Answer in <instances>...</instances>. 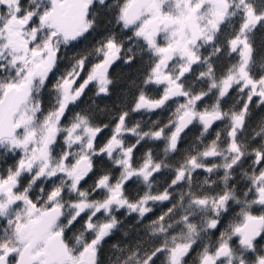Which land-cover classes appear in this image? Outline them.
Returning <instances> with one entry per match:
<instances>
[{
    "label": "snow or ice",
    "instance_id": "6c2138e0",
    "mask_svg": "<svg viewBox=\"0 0 264 264\" xmlns=\"http://www.w3.org/2000/svg\"><path fill=\"white\" fill-rule=\"evenodd\" d=\"M259 30L264 0H0V264H104L122 229L106 264H264Z\"/></svg>",
    "mask_w": 264,
    "mask_h": 264
},
{
    "label": "trees",
    "instance_id": "16d2710c",
    "mask_svg": "<svg viewBox=\"0 0 264 264\" xmlns=\"http://www.w3.org/2000/svg\"><path fill=\"white\" fill-rule=\"evenodd\" d=\"M130 34V33H129ZM264 39V30H259L256 32V48H257V59L260 58V55L261 53H264V47L261 46V40ZM147 61V57L144 58V62L146 63ZM141 66V62L138 61L137 65L133 66V69H129V68H126V67H123L122 64H117L111 71H112V75L113 77L117 78L119 81H122L125 85V87H127V85L133 80V79H136L137 80V83H139V79H137V77L139 76H142V73H139L137 71H135L134 69L136 68H139ZM191 79V78H190ZM147 92L149 95H152V96H156L158 95L157 92L155 91L154 88L150 87L147 89ZM90 94V93H89ZM117 97L114 95L111 100H106V101H100V106L103 107L105 103L111 105L112 101L113 100H116ZM122 101H126L128 99H130V97L128 96H124V97H121L120 98ZM253 110H254V116H253V119L252 121H250V125H253L255 123V121L260 117V116H264V108H257L255 104H253ZM160 114L157 113L156 116H152L151 119L155 120L157 119V117L159 116ZM165 117H166V114H165ZM138 119H141L140 116H136V115H133L132 116V119L129 121V124L133 123L135 120H138ZM144 119H148V117H144ZM106 122V121H105ZM217 128L220 127L219 124H217L216 126ZM216 129H213V132H215ZM252 131V127L249 128V132ZM197 132L196 129H192L189 133H188V139L190 140L192 138V136ZM109 133H104V136H107ZM103 139V137L101 138ZM185 145H181V147L183 148ZM163 147V144H160L159 145V148H162ZM140 153L137 152V155H139ZM8 163H12L11 160L8 161ZM2 167H7V165H3ZM204 175L205 173H203L202 170H198L197 174H195L194 176V180L199 182V181H202L204 179ZM220 175H222V173H220ZM215 178V177H213ZM168 180L170 182V179L171 177L170 176H165V175H161L159 177H157V180L161 182V190H162V187L165 186L164 185V181L165 180ZM88 182H92V179L90 178L88 180ZM175 192H179L180 189L177 188L174 190ZM176 199H178V196L176 197ZM175 202V201H174ZM167 207H171V204H168L167 202H165L164 206H157L154 208V211L152 214H150L147 219H145L144 221V224H147L149 223V221L153 220L156 218V216L160 215V213L162 211H166L167 210ZM120 219L122 221H124V227L127 228L129 227L130 225H132L135 221V217H133L132 219H127L125 216L121 215L120 216ZM78 227V226H77ZM142 227V226H141ZM223 227V226H221ZM178 231V230H177ZM123 234V229L121 230L120 234L117 235L113 240H110L108 242V244L105 245V253L104 255L102 256V261H104V264H106V257L107 255H110V253L108 252V248H109V245L112 244V243H115L118 239H120V236ZM69 235H71V233H69ZM217 235H218V232H217ZM199 250V246H197L191 253V255H189L187 257V260H186V264H194V258L196 257V253L197 251Z\"/></svg>",
    "mask_w": 264,
    "mask_h": 264
},
{
    "label": "rangeland",
    "instance_id": "374dc122",
    "mask_svg": "<svg viewBox=\"0 0 264 264\" xmlns=\"http://www.w3.org/2000/svg\"><path fill=\"white\" fill-rule=\"evenodd\" d=\"M161 42H163L162 37H161Z\"/></svg>",
    "mask_w": 264,
    "mask_h": 264
},
{
    "label": "flooded vegetation",
    "instance_id": "af4514ba",
    "mask_svg": "<svg viewBox=\"0 0 264 264\" xmlns=\"http://www.w3.org/2000/svg\"><path fill=\"white\" fill-rule=\"evenodd\" d=\"M89 184L91 183V182H88Z\"/></svg>",
    "mask_w": 264,
    "mask_h": 264
}]
</instances>
